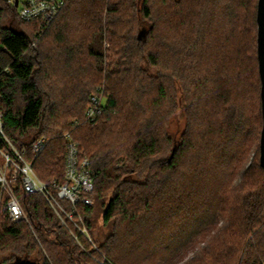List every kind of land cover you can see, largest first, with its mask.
<instances>
[{
    "label": "trees",
    "instance_id": "1",
    "mask_svg": "<svg viewBox=\"0 0 264 264\" xmlns=\"http://www.w3.org/2000/svg\"><path fill=\"white\" fill-rule=\"evenodd\" d=\"M258 2L69 0L43 26L0 0L4 132L29 159L47 139V183L65 181L70 134L95 182L80 209L91 234L96 205L109 229L87 253L20 183L30 223L13 222L0 185V263L264 264Z\"/></svg>",
    "mask_w": 264,
    "mask_h": 264
},
{
    "label": "built area",
    "instance_id": "2",
    "mask_svg": "<svg viewBox=\"0 0 264 264\" xmlns=\"http://www.w3.org/2000/svg\"><path fill=\"white\" fill-rule=\"evenodd\" d=\"M17 7L18 16L23 21H38L41 25L50 24L69 0H7ZM17 2V4H16ZM103 95L94 94L87 109V117L94 119L101 112ZM0 135L9 144L6 150L0 145V185L2 192L9 194L7 203L9 218L13 222L30 219L18 198L16 188L21 184L25 192L41 195L60 220L61 225L66 227L73 239L89 253L84 240L101 253L86 223L80 206H92L95 189L94 178L88 159L81 156L79 144L70 134L67 138L65 181L58 183L45 182L40 178L34 167L35 158L47 144L45 137H40L31 145L33 159L27 157V149H18L4 132L3 112L0 108ZM103 264L104 261H102Z\"/></svg>",
    "mask_w": 264,
    "mask_h": 264
},
{
    "label": "water",
    "instance_id": "3",
    "mask_svg": "<svg viewBox=\"0 0 264 264\" xmlns=\"http://www.w3.org/2000/svg\"><path fill=\"white\" fill-rule=\"evenodd\" d=\"M17 4V2H16ZM258 60L259 72L261 77V99H262V113H263V128L260 141V163L264 168V0L258 2ZM142 38V33L139 34V39Z\"/></svg>",
    "mask_w": 264,
    "mask_h": 264
},
{
    "label": "rangeland",
    "instance_id": "4",
    "mask_svg": "<svg viewBox=\"0 0 264 264\" xmlns=\"http://www.w3.org/2000/svg\"><path fill=\"white\" fill-rule=\"evenodd\" d=\"M182 127V122L181 120L179 121L178 119H175L171 125V129L175 132L177 128H181ZM0 160L3 162V160L0 158ZM103 210L102 208H100L99 205H96L95 207V211H94V232L93 237L95 238L96 241H101L102 240V236L104 233L108 232V227L103 225ZM188 258V256L186 257V259ZM3 264V263H0ZM8 264H34L29 258L23 257V258H18L16 261L12 262V263H8ZM178 264H182V262L180 261Z\"/></svg>",
    "mask_w": 264,
    "mask_h": 264
}]
</instances>
